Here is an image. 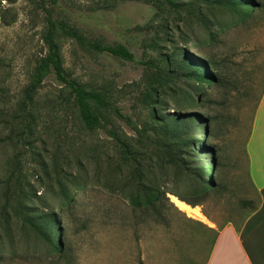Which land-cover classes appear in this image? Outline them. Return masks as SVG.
Returning <instances> with one entry per match:
<instances>
[{"label":"rangeland","instance_id":"rangeland-1","mask_svg":"<svg viewBox=\"0 0 264 264\" xmlns=\"http://www.w3.org/2000/svg\"><path fill=\"white\" fill-rule=\"evenodd\" d=\"M174 1L175 7L164 0H0V116H17L24 88L46 51L50 9L88 40L124 45L134 53V60H123L57 37L67 74L86 90L104 93L142 132L153 123L147 97L154 72L159 66L172 71L174 79L167 75L160 95V114L169 121L190 114L196 122L173 139L148 130L159 138L169 184L188 194L186 177L203 170L213 185L193 198L195 207L218 228L239 225L252 210L246 202H257L245 143L264 91V0H253L254 7L229 0ZM191 56L204 60L219 80L184 75L179 65ZM71 99L70 89L50 74L30 108L34 130L3 124L0 180L15 172L35 217L53 224L57 246L22 216H12L7 228L0 227V264H203L202 232L179 205L189 208L171 193L172 204L164 199L157 204L160 213L135 208L128 198L137 186L133 161L123 162L103 127L86 129ZM92 108L103 122L133 136L135 148L144 141L126 121L94 103ZM171 156L176 157L169 162Z\"/></svg>","mask_w":264,"mask_h":264},{"label":"trees","instance_id":"trees-1","mask_svg":"<svg viewBox=\"0 0 264 264\" xmlns=\"http://www.w3.org/2000/svg\"><path fill=\"white\" fill-rule=\"evenodd\" d=\"M164 1L173 7L178 5L174 0ZM229 2L237 6L250 4V6L254 7L253 0H229ZM243 9L246 11L249 7ZM250 9L252 10V8ZM46 10L47 25L43 35L46 48L45 54L37 60L31 80L24 88L23 97L18 104L17 116L12 115L11 119H8L5 114H3L2 119L0 116V140L2 139V130L7 126L14 128L16 125H21L31 132L34 130L37 125L35 123L36 116L30 111V108L33 106L35 94L43 84L45 78L50 74H54L57 81L70 89L72 103L78 109L79 117L84 127L90 130L103 127L114 142L115 147L119 149L123 162L129 164V162L133 161V178L136 179L137 186L136 189L128 194V198L131 199L135 208H153L154 211L160 213L161 208H158L157 204L162 199L172 204L169 201L168 193L175 195L184 204L198 205L197 200L193 198L202 196L207 191V188H209L208 186L213 185V182L209 181L208 175L203 170L198 169L195 172H191L185 179L186 187L189 188L188 194L175 189L176 187H172L169 184L171 179L167 177L168 172L164 156L162 155L164 153L160 149V144L157 145L159 138L156 136L152 139L148 134V130L154 129L157 135L160 133H164L166 136L171 134L173 139L180 136L183 128H192L196 122L193 118L194 116L190 114L179 113L177 119H174V121L173 119L169 121L168 118L160 114L161 106L164 103L160 99V95L167 87L166 79L169 81L167 75L170 74L169 77L174 79L172 71L159 66L157 71L154 72L156 81L151 84L147 97V101L149 100L148 102L153 105V123L149 129L145 127V132H142L143 129L138 126L137 122L130 115L123 113L122 109L108 99L104 93L86 90L77 80L67 74L63 66L57 37L58 33H60L82 45L88 46L94 51L111 54L123 60H134V53L124 45H103L98 41H90L77 27L72 26L65 20L55 18L52 10ZM142 64L152 68L149 62H142ZM179 66L184 70V75L194 77L199 81L206 83L207 81L213 82L219 80V77L213 73H209L207 69L208 65L204 60L197 59L194 56H191L190 59L187 57L183 58ZM92 103L99 109L104 110L105 113L115 115L132 125L138 134L143 133L144 141L141 144H136L137 148H135L132 142L133 136L127 135L123 130L119 131L112 121L106 120L103 122L100 117L101 115L92 108ZM3 124H5V127ZM172 124L175 125V128L172 127ZM202 128L203 133L207 134L205 127ZM156 146L157 149L155 148ZM175 157L171 156L168 159L169 162ZM214 166L215 164L211 163V167ZM28 194L23 192L21 179L15 176V172H9L5 178L0 180V227L7 228L10 225L12 216H22L26 222L41 232L50 244L57 246V235L52 232V228H54L53 224L49 222L43 223L40 221V218L37 219L35 217L34 211L28 205V202H30ZM246 204H251L252 209L256 208V205L250 201L246 202ZM9 205H11V209H9Z\"/></svg>","mask_w":264,"mask_h":264},{"label":"crops","instance_id":"crops-1","mask_svg":"<svg viewBox=\"0 0 264 264\" xmlns=\"http://www.w3.org/2000/svg\"><path fill=\"white\" fill-rule=\"evenodd\" d=\"M245 159L257 202L256 208L250 210L239 225L228 222L218 228L200 208L183 203L189 208L186 209L179 205L202 232L203 264H264V91L245 143Z\"/></svg>","mask_w":264,"mask_h":264}]
</instances>
